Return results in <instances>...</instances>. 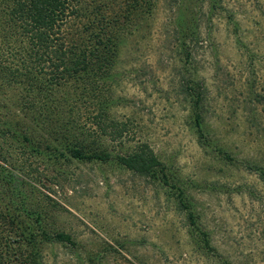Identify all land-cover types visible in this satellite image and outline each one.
I'll list each match as a JSON object with an SVG mask.
<instances>
[{
	"label": "rangeland",
	"instance_id": "rangeland-1",
	"mask_svg": "<svg viewBox=\"0 0 264 264\" xmlns=\"http://www.w3.org/2000/svg\"><path fill=\"white\" fill-rule=\"evenodd\" d=\"M139 21L121 37L115 77L102 88L114 100L110 116L128 125L121 142L105 138L111 159L18 153V172L40 179L60 205L48 230L74 241L44 243L43 264H264V179L255 169L264 168V0H156ZM192 83L205 98V146L192 124ZM14 94L0 86V106ZM142 143L167 182L118 161Z\"/></svg>",
	"mask_w": 264,
	"mask_h": 264
},
{
	"label": "trees",
	"instance_id": "trees-1",
	"mask_svg": "<svg viewBox=\"0 0 264 264\" xmlns=\"http://www.w3.org/2000/svg\"><path fill=\"white\" fill-rule=\"evenodd\" d=\"M155 1L0 0V86L16 94L12 105L0 106L6 109L0 114V264H43L44 243L74 244L65 231L48 230L60 205L44 196L36 184H42L40 179L18 172L25 171L18 153L47 160L111 159L105 138L121 142L128 125L110 116L114 100L104 97L103 84L115 77L121 37L138 29ZM197 85H189L188 95L192 124L205 146V98ZM89 106L94 110L81 117L78 108ZM83 119L92 125L79 127ZM117 159L131 170L154 178L162 174L168 181L147 143ZM255 169L264 179V168ZM36 191L43 196L38 198ZM179 194L195 224L191 205L183 191Z\"/></svg>",
	"mask_w": 264,
	"mask_h": 264
}]
</instances>
